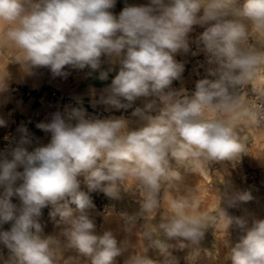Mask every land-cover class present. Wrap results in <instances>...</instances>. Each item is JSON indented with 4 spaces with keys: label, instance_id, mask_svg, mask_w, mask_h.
Instances as JSON below:
<instances>
[{
    "label": "clouds",
    "instance_id": "9594fccd",
    "mask_svg": "<svg viewBox=\"0 0 264 264\" xmlns=\"http://www.w3.org/2000/svg\"><path fill=\"white\" fill-rule=\"evenodd\" d=\"M115 4L116 0H0V42L17 50L18 63L46 67L53 76L65 78L66 66L88 68V75L99 71L100 81L108 80L112 65H118L99 99L91 93L93 107L121 110L131 108L138 98H156L135 108L132 115L142 122L136 130H129L123 118L88 116L80 99L79 106L66 107L51 122L37 125L51 134L46 145L30 151L32 140L27 128L20 127L19 140L0 152V226L11 225L0 230V246L9 253L7 264H56L59 242L42 238L38 222L42 209L49 206L50 217L58 216L66 225L63 235L70 248L89 257L91 264H113L121 248L112 232L95 233L87 214L94 205L81 190L80 177L89 192L100 190L108 197L117 196L119 183L132 177L142 189L143 209L151 212L158 205L162 182L180 178L173 162L199 168L207 161L236 159L245 149L233 122L249 113L230 88L251 81L264 65V51L240 46L247 36L245 22L264 30V0H244L240 7L234 6L235 0H149L146 5L126 4L118 15L111 11ZM194 26L204 28L196 43L209 63L219 64L220 73L215 80H198L188 96L170 89L184 71L175 54L189 51ZM105 62L110 66L102 70ZM8 87V76L0 79V94ZM216 112L237 115L221 119ZM3 126L6 121L0 119ZM226 199L234 205L252 196L243 192ZM197 207L195 200H173L171 215L159 228L170 239L197 244L213 220L198 214ZM225 222L246 228L241 218ZM154 245L167 252L164 243ZM230 259L232 264H264V219L255 220L231 246ZM131 264L153 261L135 257Z\"/></svg>",
    "mask_w": 264,
    "mask_h": 264
},
{
    "label": "rangeland",
    "instance_id": "374dc122",
    "mask_svg": "<svg viewBox=\"0 0 264 264\" xmlns=\"http://www.w3.org/2000/svg\"><path fill=\"white\" fill-rule=\"evenodd\" d=\"M243 3L244 0H235L234 6L240 7ZM245 23L248 44L242 47L264 51L262 45L264 30L257 29L249 22ZM198 51L202 52L200 49ZM205 56L202 62L204 70L202 76L215 80L217 73L207 75L211 72L212 64L208 62L206 54ZM18 57L19 53L13 46L0 42V79L8 76L9 86L8 91L0 94V119L5 121L17 111L26 112L31 101V98L26 97L14 101L11 97V87L17 85L19 96L25 89H29L34 96L44 89L41 81L50 70L46 67L29 68L18 63ZM194 64L189 65L188 70L181 75L183 76L180 80L181 91L186 94L195 91L196 82L192 76L196 71ZM260 67L264 68V65ZM36 79H39L37 86L31 87V83ZM231 95L239 99L244 109L252 106L255 113V119L250 121L254 134L247 128V116L238 117L233 122L239 133V140L245 146L244 151L233 160L207 161L202 167L195 168L196 170L192 169L185 173L178 171L180 174L178 180L162 182L157 194L158 205L151 212L143 209L142 189L138 181L132 177L119 183L118 192L122 189L124 193L115 197H108L100 190L89 192L86 184L81 186V190L88 192L94 205L87 211L98 216L94 223L95 233L102 235L105 231L112 232L118 247L121 248V254L115 258L113 264H131L135 257L150 259L153 264H232L231 246L246 235L255 220L264 219V78L256 75L251 81L232 87ZM152 100H154L152 97H143L138 103H133L131 108L111 110L109 118H123L128 121L129 130H136L142 122L132 113L135 108H143ZM85 109L91 117L101 118L107 114L88 105ZM216 113L221 119L237 115ZM3 127H0V133ZM121 185H124V188H120ZM243 192H249L252 199L247 202L237 201L234 205L227 203V196ZM182 198L197 201V213H206L213 218L197 244L181 239H170L159 228V225L167 222L171 215L172 201ZM226 218L244 219L246 228L239 229L235 224L229 225L225 222ZM40 225L42 238L51 233L57 237L59 247L56 249V264H91L89 257L68 246L67 237L63 235L66 225L59 222V217L40 222ZM147 233L151 234L150 237L146 235ZM155 241L167 245V252H161L154 245ZM3 256L4 261L0 264H7L9 253L6 252Z\"/></svg>",
    "mask_w": 264,
    "mask_h": 264
},
{
    "label": "built area",
    "instance_id": "2783aa9c",
    "mask_svg": "<svg viewBox=\"0 0 264 264\" xmlns=\"http://www.w3.org/2000/svg\"><path fill=\"white\" fill-rule=\"evenodd\" d=\"M202 31H204L203 27L194 26L193 31L189 33V51L187 53L183 51L178 52L174 57L177 62L184 64L183 73L188 70L189 65L191 66L192 63H195L194 67L196 68V71H194L192 74L195 82H197L199 78L204 79V77L202 76L204 74V70L202 69V62L205 60L206 56L204 53L198 51L200 49V46H198L196 43ZM247 44L248 39L245 38L241 42L240 46H246ZM210 64H212L211 72L217 73L214 79H218L220 73L219 64L215 62ZM65 71H67L69 75H67L66 78H63L67 79L70 85L76 84L88 76V68L80 70L71 69L66 66ZM209 73L210 72H208L207 75H209ZM180 80L181 78L179 80L173 81L170 90L181 93L182 95L191 96L193 93L186 94V92L181 91ZM20 93L21 96H19L18 94L17 85H13L11 87V97L14 98V101H17V99L22 100L23 97H26L27 99L31 98V101L28 103L26 112L17 111L16 114H11L6 121V126L3 127V130L0 133V152H3L7 148L15 145V142L18 141L21 136V133L19 132L21 126L27 128L28 134L32 140V143L28 145L30 151L34 147L46 145L50 142L51 134L44 132L42 129L38 128L37 125L41 123L51 122L53 115L58 111L64 113L66 107L70 108L77 106V98L67 94L65 90H61L52 86L44 88L43 90L39 91V93H35L34 96L31 95L29 89L22 90ZM152 98L156 99L154 97ZM157 102L161 107L163 106L162 102L158 100ZM214 116L219 118V115L217 113L214 114ZM19 170L22 171V169ZM80 180L81 186L85 185L84 178L80 177ZM0 192H2V189H0ZM12 202L17 206H19L20 204L19 200L15 197H13ZM51 211V206L42 209V213L38 219V222L40 223L53 219L49 215ZM87 214L94 223L97 221V215L90 211H87ZM10 226V223L4 224L3 226H0V230H8ZM6 252H8L7 249H4L2 246H0V254L3 255Z\"/></svg>",
    "mask_w": 264,
    "mask_h": 264
},
{
    "label": "crops",
    "instance_id": "0c3cea01",
    "mask_svg": "<svg viewBox=\"0 0 264 264\" xmlns=\"http://www.w3.org/2000/svg\"><path fill=\"white\" fill-rule=\"evenodd\" d=\"M149 3V0H116L115 7L111 10L115 15H118L120 11L123 9V7L128 5H146ZM109 63L105 62L102 64V70H106L109 67ZM114 68V71L109 73L108 80L106 81H100L98 79L99 71H96L92 73V75H88L85 79L82 81L70 85L68 80L59 77V76H53L51 73V70H49V73L44 77L41 81V85L44 86V88H47L49 86L65 90L67 94L80 99L83 101V107L85 108L87 105L91 108L97 109V111H103L107 114L105 116L97 117L99 119H109L110 111L115 109H109L105 105L97 104L95 107H93L90 103L91 93L94 91L96 95V99H99L100 94L103 92L105 88H107L111 80L114 78L115 74L118 72V65H112ZM91 71L88 69V72ZM183 76H181L182 78ZM39 82V79H36L31 83V87H36ZM143 98V97H142ZM142 98H138L133 103H138ZM108 116V117H107Z\"/></svg>",
    "mask_w": 264,
    "mask_h": 264
},
{
    "label": "bare ground",
    "instance_id": "6f19581e",
    "mask_svg": "<svg viewBox=\"0 0 264 264\" xmlns=\"http://www.w3.org/2000/svg\"><path fill=\"white\" fill-rule=\"evenodd\" d=\"M257 75L259 76V78H264V68H261L260 66H259V68H258V70H257ZM183 92V91H182ZM151 101V100H150ZM254 102V101H253ZM255 105V104H254ZM77 107V106H76ZM246 110L248 111V113H249V115H247V120H246V122H247V128H248V130L249 131H251L252 133H253V126L251 125V123H250V121H252V120H254L255 119V113H254V110L252 109V106H248L247 108H246ZM88 114V113H87ZM88 116H90V115H88ZM91 117V116H90ZM97 118V117H96ZM242 120V119H241ZM236 126V125H235ZM234 130H235V132L237 133V135H238V137H239V133H238V131L234 128ZM254 134V133H253ZM240 138V137H239ZM233 162V161H232ZM206 166V165H205ZM233 166V165H232ZM173 168L176 170V171H179V172H181V173H185V172H190L192 169H195V168H193V167H189V166H177L176 164H175V162H173ZM234 168H235V166H234ZM196 170V169H195ZM251 184V183H250ZM121 187H123L124 188V185H121L120 186V188ZM247 188V187H246ZM250 190V189H249ZM122 193H124L123 192V190L121 189V190H119V192H118V195H122ZM120 197V196H119ZM123 213V212H122ZM124 214V213H123ZM49 236H51V237H53V238H55V240H56V236L54 235V234H49V235H47L46 236V238L47 237H49Z\"/></svg>",
    "mask_w": 264,
    "mask_h": 264
}]
</instances>
